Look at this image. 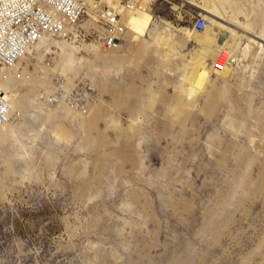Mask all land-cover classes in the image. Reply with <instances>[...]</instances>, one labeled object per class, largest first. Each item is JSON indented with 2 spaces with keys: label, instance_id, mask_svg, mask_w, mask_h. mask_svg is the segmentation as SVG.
I'll return each instance as SVG.
<instances>
[{
  "label": "rangeland",
  "instance_id": "1",
  "mask_svg": "<svg viewBox=\"0 0 264 264\" xmlns=\"http://www.w3.org/2000/svg\"><path fill=\"white\" fill-rule=\"evenodd\" d=\"M206 2L150 7L122 49L67 66L93 100L81 108L43 110L55 65L25 81L0 69L17 94L0 264H264V0ZM192 15L249 32L244 65L213 70L235 37L187 39Z\"/></svg>",
  "mask_w": 264,
  "mask_h": 264
},
{
  "label": "built area",
  "instance_id": "2",
  "mask_svg": "<svg viewBox=\"0 0 264 264\" xmlns=\"http://www.w3.org/2000/svg\"><path fill=\"white\" fill-rule=\"evenodd\" d=\"M181 1L183 0H0V67L15 68L22 58L30 54V50L50 39L72 43L87 42L98 32L104 47L116 49L125 41L128 12L150 7L154 10L158 4L170 5L175 10L173 4L181 5ZM157 9L153 11L155 15H158ZM191 10L195 12L192 7ZM192 17L194 28L203 31L207 26V19L203 16ZM44 47L45 45L41 48L44 52L43 61L49 67L53 61L51 53ZM32 58L36 60L35 57ZM29 67L33 68L34 64L31 63ZM51 76V89H42L40 92V100L44 105L68 104L73 108H81L87 98H91L77 92L79 79L72 81L68 90L65 88L67 81L63 74L54 71ZM5 90L0 80V126L13 119L10 116L11 96L7 97Z\"/></svg>",
  "mask_w": 264,
  "mask_h": 264
},
{
  "label": "bare ground",
  "instance_id": "3",
  "mask_svg": "<svg viewBox=\"0 0 264 264\" xmlns=\"http://www.w3.org/2000/svg\"><path fill=\"white\" fill-rule=\"evenodd\" d=\"M181 2L182 4L183 2H186L190 6L191 4H193L195 7L199 8L202 11L205 10V5L207 3L206 0H183ZM183 6H185V4H183ZM147 11L148 9L142 8L134 12H128L125 21V24L127 26L125 41L116 49H108L104 47L102 41L100 40L101 34H99L98 32H96V34L93 35L94 38L92 40L87 42L80 41L79 43H72L70 41H65V40L50 39L47 40L45 43L39 44L34 49L30 50V54L22 58L17 63V66L15 68H4V69L12 72L15 75V79L17 78L20 81L30 80L33 74L38 73L39 68L42 69L46 68L45 63L43 61L44 52L41 50V48L45 45L44 48L51 53V57L53 61V63L50 66L55 65L56 67V69L52 70L51 73L54 71H59L61 74H63L67 81L65 84V88L69 90L70 86L72 85V81L81 78L77 76V78L74 77L71 80L70 70L69 68L67 69L66 67L69 65L72 66L73 64H77L78 67L81 66L82 63L88 64L92 60V58H95L98 55L97 53L102 49H105L107 51H118L122 49V47L126 44L127 36L128 35L130 36V23L132 19L136 14ZM204 17L207 19V26L205 27V29L203 31H197L195 29L192 32L186 29L185 32L187 35V39L194 40L199 43L206 44L208 46H213L219 39H221L222 41L229 42L231 38L235 37L236 42L234 43L233 48L230 50L229 49L223 50L213 67V70L217 71V73L219 72V74L221 73L228 74L234 72L238 66L244 65V63L242 64V62L247 58L245 56L246 53L245 48H247V46L250 43H254L255 39L250 36L249 32L234 30L233 29L234 26L227 20H220L215 16H213L214 18L211 16H204ZM85 22L89 24L87 21ZM67 51H71V52H67ZM74 52H76L78 56L80 55L81 58L74 56ZM56 56L58 58L60 57L59 62L55 60ZM32 57H35L36 60L34 61ZM34 62L38 63V69L35 68L37 69L36 71L35 69H33L34 67L33 68L29 67V65L31 63L33 64ZM0 69H2V67H0ZM51 73H50V89H51V79H52ZM2 83L5 86L6 89L5 91H7L5 92V95L11 96L10 99L12 103V108L10 111V116H12L13 118V114H14L13 105L17 94L13 92L11 89H14L16 87L15 85L8 86L3 81ZM91 101H93L91 98H87L86 103H90ZM60 106L62 105L46 106L42 104L43 110L46 111H50L51 109ZM12 122L13 121L11 119L9 122L0 126V129L9 126L10 123L13 126ZM50 146H54V145L51 144Z\"/></svg>",
  "mask_w": 264,
  "mask_h": 264
},
{
  "label": "crops",
  "instance_id": "4",
  "mask_svg": "<svg viewBox=\"0 0 264 264\" xmlns=\"http://www.w3.org/2000/svg\"><path fill=\"white\" fill-rule=\"evenodd\" d=\"M186 29L191 30L190 28H186ZM205 45H206V44H205Z\"/></svg>",
  "mask_w": 264,
  "mask_h": 264
},
{
  "label": "trees",
  "instance_id": "5",
  "mask_svg": "<svg viewBox=\"0 0 264 264\" xmlns=\"http://www.w3.org/2000/svg\"><path fill=\"white\" fill-rule=\"evenodd\" d=\"M191 30H194V29H191Z\"/></svg>",
  "mask_w": 264,
  "mask_h": 264
}]
</instances>
